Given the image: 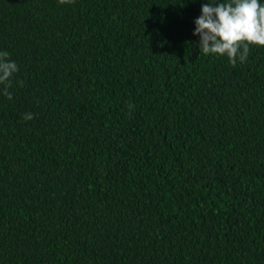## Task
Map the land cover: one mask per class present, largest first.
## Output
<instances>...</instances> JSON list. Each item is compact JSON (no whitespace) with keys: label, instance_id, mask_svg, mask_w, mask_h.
Here are the masks:
<instances>
[{"label":"trees","instance_id":"16d2710c","mask_svg":"<svg viewBox=\"0 0 264 264\" xmlns=\"http://www.w3.org/2000/svg\"><path fill=\"white\" fill-rule=\"evenodd\" d=\"M206 2L0 0V264H264V46Z\"/></svg>","mask_w":264,"mask_h":264},{"label":"clouds","instance_id":"9594fccd","mask_svg":"<svg viewBox=\"0 0 264 264\" xmlns=\"http://www.w3.org/2000/svg\"><path fill=\"white\" fill-rule=\"evenodd\" d=\"M194 25L199 53L226 56L233 65L244 63L250 45L264 46V0H207ZM9 56L0 49V94L11 99L12 77L19 68ZM33 118L31 112L23 114L24 120Z\"/></svg>","mask_w":264,"mask_h":264}]
</instances>
